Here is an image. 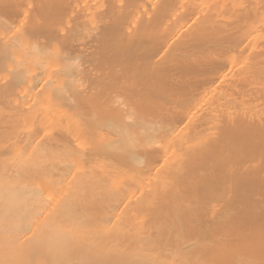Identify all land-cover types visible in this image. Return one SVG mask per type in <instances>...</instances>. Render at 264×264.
<instances>
[{
  "label": "bare ground",
  "instance_id": "6f19581e",
  "mask_svg": "<svg viewBox=\"0 0 264 264\" xmlns=\"http://www.w3.org/2000/svg\"><path fill=\"white\" fill-rule=\"evenodd\" d=\"M263 160L264 0H0V264H264Z\"/></svg>",
  "mask_w": 264,
  "mask_h": 264
},
{
  "label": "rangeland",
  "instance_id": "374dc122",
  "mask_svg": "<svg viewBox=\"0 0 264 264\" xmlns=\"http://www.w3.org/2000/svg\"><path fill=\"white\" fill-rule=\"evenodd\" d=\"M264 161V160H263ZM263 163V162H262ZM264 164V163H263ZM264 166V165H263ZM254 182V181H253ZM255 184V183H254ZM252 187H255V185H253Z\"/></svg>",
  "mask_w": 264,
  "mask_h": 264
}]
</instances>
